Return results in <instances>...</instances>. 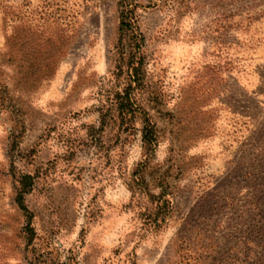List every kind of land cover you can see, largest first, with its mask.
<instances>
[{
  "label": "rangeland",
  "instance_id": "1",
  "mask_svg": "<svg viewBox=\"0 0 264 264\" xmlns=\"http://www.w3.org/2000/svg\"><path fill=\"white\" fill-rule=\"evenodd\" d=\"M0 264H264V0H0Z\"/></svg>",
  "mask_w": 264,
  "mask_h": 264
},
{
  "label": "trees",
  "instance_id": "2",
  "mask_svg": "<svg viewBox=\"0 0 264 264\" xmlns=\"http://www.w3.org/2000/svg\"><path fill=\"white\" fill-rule=\"evenodd\" d=\"M120 30L122 34L130 33V36L132 37L130 41L132 42L135 41L134 49L136 51L135 60H132L133 62L130 64V67L133 69V75L131 77V84L129 88L125 91V94L123 96L122 95L118 96L119 112L121 116H124V115L134 114L136 112L134 105L131 102V90H132L133 84H136V85L141 84V79H142V74H143L142 68L144 65V61L140 54L142 39H140V34L137 33V29L134 28L132 20L130 18L129 19L124 18L121 23ZM137 56H140L138 60H137ZM146 123L147 124L144 130L143 142L148 148L151 149L155 145L156 135H155L153 125H151L148 121ZM22 184H23V188H22L23 190L20 195V203L22 207H24L21 201L24 199L23 197L26 194L30 193V189L32 187L31 177L30 176L24 177Z\"/></svg>",
  "mask_w": 264,
  "mask_h": 264
}]
</instances>
